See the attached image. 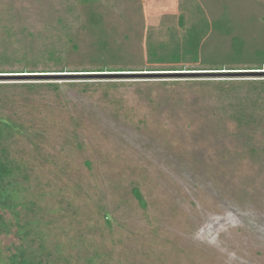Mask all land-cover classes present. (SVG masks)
Wrapping results in <instances>:
<instances>
[{
	"label": "rangeland",
	"instance_id": "374dc122",
	"mask_svg": "<svg viewBox=\"0 0 264 264\" xmlns=\"http://www.w3.org/2000/svg\"><path fill=\"white\" fill-rule=\"evenodd\" d=\"M199 20L229 30L169 59ZM256 50L264 0H0V75H48L0 84L31 126L12 157L49 244L73 264H264V120L233 111L264 74H184L264 72Z\"/></svg>",
	"mask_w": 264,
	"mask_h": 264
},
{
	"label": "trees",
	"instance_id": "16d2710c",
	"mask_svg": "<svg viewBox=\"0 0 264 264\" xmlns=\"http://www.w3.org/2000/svg\"><path fill=\"white\" fill-rule=\"evenodd\" d=\"M210 30L222 33L228 32L229 28L223 20L215 22L199 20L185 32L181 42L183 50L180 53L175 51L168 58L174 61L185 59L189 55L198 58L199 46L203 39L201 36ZM243 55L245 53L242 40L233 37L230 63H242L240 59ZM151 56L154 57V55ZM249 59L250 63L243 64H250L247 66L260 70V67L264 65V51H254ZM258 84L254 89L259 90L261 94L258 100L255 98L250 102L247 99L243 104L233 107L234 119L240 127L264 120V112L263 116L258 113L264 108V81ZM13 87H15L13 84H0V235L13 234L17 244H13L6 251L7 254L2 253L0 249V264H56L58 262L73 264L72 258L62 254L58 243L50 245L47 241L42 224L43 216L35 202L25 194L23 185L26 176L23 174L20 162L12 157V143L15 136L30 138L32 135L31 126L22 121L21 117L18 120L16 112L11 110L12 106L20 100L17 94H14V90L11 92L8 91L9 89L5 90V88ZM1 88L4 89L1 90ZM133 193L141 202L138 191L133 190ZM5 214L10 217L8 220L4 219Z\"/></svg>",
	"mask_w": 264,
	"mask_h": 264
},
{
	"label": "water",
	"instance_id": "95a60500",
	"mask_svg": "<svg viewBox=\"0 0 264 264\" xmlns=\"http://www.w3.org/2000/svg\"><path fill=\"white\" fill-rule=\"evenodd\" d=\"M175 74H178V73H175ZM184 74H190V75H205V74L206 75H214V74H219L220 76H222L221 74H227V75H229V74H239V75L247 74L249 76H258V75L261 76L262 74H264V72H258V71H249V72H204V73H184ZM114 75H127V74H95L94 76H114ZM129 75H133V74H129ZM178 75H181V74H178ZM39 76L44 77V76H48V75H0V78H3V77H39Z\"/></svg>",
	"mask_w": 264,
	"mask_h": 264
}]
</instances>
